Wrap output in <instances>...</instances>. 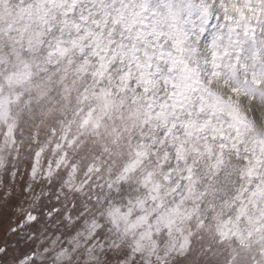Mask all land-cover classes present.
Here are the masks:
<instances>
[{"label":"snow or ice","instance_id":"6c2138e0","mask_svg":"<svg viewBox=\"0 0 264 264\" xmlns=\"http://www.w3.org/2000/svg\"><path fill=\"white\" fill-rule=\"evenodd\" d=\"M0 264H264V0H0Z\"/></svg>","mask_w":264,"mask_h":264}]
</instances>
